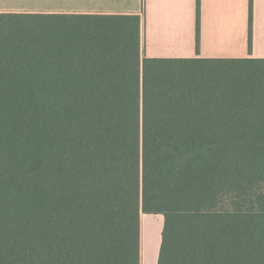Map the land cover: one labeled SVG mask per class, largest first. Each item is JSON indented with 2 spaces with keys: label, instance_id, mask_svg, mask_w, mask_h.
<instances>
[{
  "label": "trees",
  "instance_id": "obj_1",
  "mask_svg": "<svg viewBox=\"0 0 264 264\" xmlns=\"http://www.w3.org/2000/svg\"><path fill=\"white\" fill-rule=\"evenodd\" d=\"M143 213L157 264H264V58L144 56L139 14L0 12V264H142Z\"/></svg>",
  "mask_w": 264,
  "mask_h": 264
},
{
  "label": "crops",
  "instance_id": "obj_2",
  "mask_svg": "<svg viewBox=\"0 0 264 264\" xmlns=\"http://www.w3.org/2000/svg\"><path fill=\"white\" fill-rule=\"evenodd\" d=\"M0 12L139 14L144 56L264 58V0H199L198 34V0H0Z\"/></svg>",
  "mask_w": 264,
  "mask_h": 264
},
{
  "label": "rangeland",
  "instance_id": "obj_3",
  "mask_svg": "<svg viewBox=\"0 0 264 264\" xmlns=\"http://www.w3.org/2000/svg\"><path fill=\"white\" fill-rule=\"evenodd\" d=\"M163 224L162 214L141 215V256L144 264H157Z\"/></svg>",
  "mask_w": 264,
  "mask_h": 264
}]
</instances>
